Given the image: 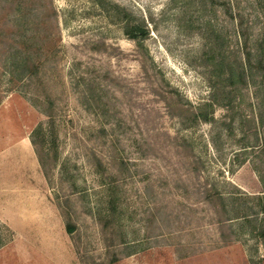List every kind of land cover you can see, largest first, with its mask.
Here are the masks:
<instances>
[{
  "label": "rangeland",
  "instance_id": "rangeland-1",
  "mask_svg": "<svg viewBox=\"0 0 264 264\" xmlns=\"http://www.w3.org/2000/svg\"><path fill=\"white\" fill-rule=\"evenodd\" d=\"M263 217L264 0H0V264H264Z\"/></svg>",
  "mask_w": 264,
  "mask_h": 264
},
{
  "label": "trees",
  "instance_id": "trees-1",
  "mask_svg": "<svg viewBox=\"0 0 264 264\" xmlns=\"http://www.w3.org/2000/svg\"><path fill=\"white\" fill-rule=\"evenodd\" d=\"M98 3L101 4V0H98ZM126 34L135 42L138 46H141L142 41L148 35L145 26L143 25H135V26H128L126 30ZM16 55H11V58H15L12 61L11 75L17 73V75H12L13 80L15 81H22L24 78H32V76H36L38 74V68L32 61H23L21 60L22 57H15ZM249 54L247 55V64H250ZM246 65H242L240 69H236L232 64H229L226 58L221 57L216 63L212 65L213 74L217 75L220 73L222 76L224 75L226 80L232 85L235 86L236 84H241L245 81L246 77ZM216 106H220V102L218 101L215 94H213L210 99L202 103L199 106V111L202 113L199 115L198 120L203 122L210 121V116L214 113V109ZM31 143L34 147H36V142L33 138H31ZM39 162L42 164V159L39 157ZM101 166V163H98ZM67 232L68 234L73 233V227L67 225ZM259 236L264 242V217L262 219L261 230L259 231Z\"/></svg>",
  "mask_w": 264,
  "mask_h": 264
}]
</instances>
